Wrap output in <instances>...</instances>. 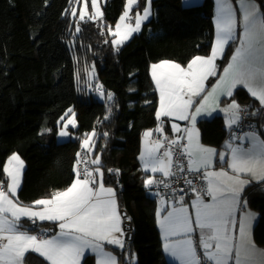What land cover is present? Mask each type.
Wrapping results in <instances>:
<instances>
[{
    "label": "trees",
    "instance_id": "obj_1",
    "mask_svg": "<svg viewBox=\"0 0 264 264\" xmlns=\"http://www.w3.org/2000/svg\"><path fill=\"white\" fill-rule=\"evenodd\" d=\"M256 1L264 8V0ZM146 2L140 0V6ZM72 4L73 0H0V181H8L4 165L18 152L27 164L18 195L22 204L67 189L76 178L83 139L95 132L89 155L99 156L106 182L118 189L121 208L133 223L127 248H114L119 262L174 264L163 249L157 198L145 186L150 175L139 166L142 134L158 125L159 94L150 67L162 60L187 66L195 56L211 53L214 0L190 6L183 0H153L154 17L118 49L108 28L123 13L126 0H107L104 24L87 20L79 32ZM234 47L235 42L228 45L217 76ZM93 64L97 72L93 87L100 83L103 100L90 88ZM233 99L249 106L256 127L264 125V113L261 108L252 113L257 102L244 89H237ZM72 106L78 120L75 138L58 142L55 135L43 132V128L57 132L60 117ZM199 127L204 143L222 147L228 134L222 116L200 121ZM166 128L169 131L168 123ZM243 198L259 215L253 238L264 248V182L249 184ZM43 225L56 229L52 223ZM25 262L48 264L34 252L25 256ZM84 264H94L93 258L88 256Z\"/></svg>",
    "mask_w": 264,
    "mask_h": 264
},
{
    "label": "snow or ice",
    "instance_id": "obj_2",
    "mask_svg": "<svg viewBox=\"0 0 264 264\" xmlns=\"http://www.w3.org/2000/svg\"><path fill=\"white\" fill-rule=\"evenodd\" d=\"M136 3L137 0H127V8L120 17L121 23L116 25L114 32L109 28V32L117 37L113 40L114 45H121L132 33L138 32L142 20L148 18L149 8L145 7L143 15L136 14L134 27L124 23ZM148 4H151V0H148ZM217 5V38L210 56H196L186 67L167 60L152 65V79L160 98L157 119L169 117L190 121L191 127L181 129L179 124H172L174 132L183 131L185 136L168 141L166 150L160 155V149L165 148L163 140L158 139L146 145L140 157L145 171L159 172L163 177L175 176L173 145L180 149L175 153L176 170L185 171L180 159L184 156L187 157L189 172L199 173L202 169L211 168L213 157L217 153L215 149L200 143V133L196 128L197 117L202 114L210 115L219 107L220 97H232L233 90L238 85L245 87L264 106V13L260 12L253 0H240L243 27L240 47L236 49L217 83L202 95L206 89L205 82L216 75L215 61L218 55H222L225 45L236 38L234 33L237 18L231 0H217ZM91 6L94 12L88 15L85 0L84 9L80 13L81 20L86 15L89 20L103 16L99 0H91ZM72 14L76 15V12L73 11ZM79 31L78 27L77 32ZM196 97L201 99L196 101ZM108 99H112L111 93L108 94ZM220 110L229 113V128L240 121L241 108L234 100ZM74 116L72 113L73 118L64 124L65 129L68 125L76 126ZM156 131L163 133L164 129L158 127ZM60 135L67 136L68 132L61 131ZM144 135L146 138L151 137L152 132H145ZM93 136L95 132L85 138V148L90 149ZM185 138L187 144H180ZM245 138L251 145L248 148L233 146L232 143L227 145L230 149L227 164L231 174L223 169L204 171L202 179L206 181V188L200 191L192 180H186L192 191L197 193L191 204L194 219L183 202V196L177 201L180 206H173L162 217L160 212L157 213L163 234L164 252L179 264H264V249L257 248L252 239L255 214L244 211L238 222V229L234 218L237 207L247 205V201L242 202L240 197L251 181L244 177H251L257 182L264 181V140L254 132L238 139ZM219 160L224 162L225 154H219ZM80 163L85 164L83 178L77 170L76 179L66 190L56 191L50 198L38 199L31 206H25L17 196L24 162L16 154L8 159L3 168L8 181H0V264H24L29 252L37 253L48 264H82V260L88 259V251L95 255V264H118L113 252L105 250V245L124 249V230L121 227L115 190L105 187L103 172L99 167L90 170L86 158L78 159L77 165ZM90 163L99 165V156ZM161 183L164 181L152 177L145 180L146 187ZM164 186L170 187L169 184ZM201 192L210 196L212 202L206 203ZM161 203L165 201L162 199ZM37 206H40L38 210ZM24 218L33 224L37 220L58 222L60 231L50 238L33 235L23 229L21 220ZM197 229L199 237L195 239L193 233ZM237 232L238 235L234 234Z\"/></svg>",
    "mask_w": 264,
    "mask_h": 264
},
{
    "label": "crops",
    "instance_id": "obj_3",
    "mask_svg": "<svg viewBox=\"0 0 264 264\" xmlns=\"http://www.w3.org/2000/svg\"><path fill=\"white\" fill-rule=\"evenodd\" d=\"M204 1V0H203ZM253 2L259 7V9H260V12L261 13H264V8L262 7V5L261 4H259L256 0H253ZM231 3H232V5H233V9H234V12H235V14H236V18H237V26H236V29H235V33H234V35H235V39H233V40H230L229 42H228V44H226L225 45V47H224V51H223V54L222 55H218V57H217V59H216V61H215V63H216V75L215 76H211V77H209L208 78V80L205 82V84H206V89H205V93H203L202 95H204V94H206L208 91H210L211 90V88L217 83V81H218V79H219V77L221 76V75H223V72H224V69L228 66V64L231 62V57L235 54V51H236V49L238 48V47H240V37L242 36V33H243V27H242V23H241V21H242V9H241V5H240V0H237V1H234V0H231ZM217 7H218V5H217V0H214V23H215V39H214V44H213V47H214V45H215V43H216V38H217V28H216V19H217ZM232 42H235V47H234V50H233V53H232V55L230 56V58L228 59V61L226 62V64H225V66H224V68H223V70L220 72V74L217 76V74H218V71H219V62H220V59L222 58V56L224 55V53H225V51H226V49H227V47H228V45L230 44V43H232ZM213 47H212V49H213ZM211 52H212V50H211ZM211 55V53L209 54V55H197V56H202V57H208V56H210ZM196 57V56H195ZM163 61V60H162ZM162 61H159V62H155V63H152L151 64V67H150V72H151V76H152V65L153 64H158V63H160V62H162ZM170 62H173V61H170ZM176 63V62H175ZM182 67H186V66H183V65H181ZM217 76V77H216ZM213 77H216L215 79H214V81L212 82V84L208 87V85H209V82H210V80H212V78ZM154 81V80H153ZM155 83V82H154ZM156 86V85H155ZM239 88H242V89H244L249 95H250V93L248 92V90L245 88V87H243V86H241V85H238L234 90H233V95H232V97H226V96H221L220 97V99H219V107L218 108H216V110L215 111H212L211 112V114L210 115H208V114H202L201 116H198L197 117V123H196V128L199 130V133H200V143L203 145V146H205V147H209V148H213V149H215L216 150V153H217V155L215 156V157H213V165H212V167L211 168H208V169H202L201 171H220V170H225V171H228L230 174H231V169H229L228 168V164H227V161L228 160H230V149L227 147V145L229 144V143H232V145L233 146H236V145H242L243 147H245V148H248V147H250L251 145H250V142L245 138V139H243V140H241V139H234L233 141H228V140H226L224 143H223V145H222V147L221 148H217L216 146H214V145H209V144H206V143H204L203 141H202V139H201V131H200V127H199V123H200V121H203V120H210V119H213L214 117H216V116H222L223 117V119H224V121H225V127L227 128V130H228V132L234 127V125H232V127L231 128H229L228 127V119H229V113H225V112H223V111H221L220 109H222V108H225V107H227V105L228 104H230L233 100L237 103V104H239L240 105V108H241V111H240V117L242 118V109H243V107H245V108H247L248 109V107L246 106V105H242L240 102H238L237 100H235V99H233V96H234V94L236 93V91H237V89H239ZM157 91H158V94H159V90L157 89ZM251 96V95H250ZM252 97V96H251ZM253 98V100H255L256 102H257V108L256 109H254L253 111H252V113L253 112H255L256 110H258L259 108H261V110H262V112L264 113V106H261V104H260V102H259V100H257L256 98H254V97H252ZM160 99V98H159ZM201 99V97H196L195 98V100L196 101H199ZM194 107H195V105H194ZM159 109V108H158ZM193 110H194V108H193ZM257 112V111H256ZM240 118V119H241ZM169 124V131L167 130V128H166V124ZM179 124L180 125V127H181V129H184L185 127H191V124H190V121H181V120H176V119H174V118H169V117H162V118H160L159 120H158V125L156 126V127H154V128H152V129H148V130H146V131H144L143 132V134H142V138H141V152H140V154H139V166H140V169L142 170V172H144V173H146V174H149L150 176L149 177H152V178H154L155 176H157V175H161L162 173H159V172H157V173H152L150 170L149 171H145L144 170V162L140 159V157H141V154L144 152V150H145V147H146V145H150V143L151 142H154V141H156L157 139H156V135L157 134H162L163 135V142H165V141H167V140H169V139H172L173 137H175V136H185V133L183 132V131H181V132H174L173 131V129H172V124ZM158 127H162L163 129H164V131H163V133H161V132H158V131H156L157 130V128ZM149 131H151L152 132V136L151 137H148V138H146L145 137V135H144V133L145 132H149ZM255 133L261 140H264V125H261L260 127H255L253 130H250V131H248V132H246V133H244L243 135H241L240 137H246V134H248V133ZM228 135V134H227ZM167 138V139H164V138ZM239 137V138H240ZM227 139V138H226ZM165 144V143H164ZM161 149H163V150H161ZM160 149V151H159V153H158V155H160V154H162L165 150H166V147L165 148H161ZM88 153H90V151L88 152ZM221 153H223V154H225V161L224 162H221L220 160H219V154H221ZM91 158V157H90ZM91 160H93V159H91ZM95 169V167H93V169L92 170H94ZM152 175V176H151ZM97 177H98V174H97ZM148 177V178H149ZM244 178H246V179H249L251 182L249 183V184H251V183H261V182H264V181H260V182H257L256 180H254V179H252L251 177H248V176H246V177H244ZM76 179V178H75ZM248 184V185H249ZM247 185V186H248ZM246 186V187H247ZM245 187V188H246ZM148 188V194L150 195V196H152V197H155V198H157V202H158V211H157V213L161 210V209H164V211H160L161 212V214L164 216V215H166L167 214V211H170L172 208V205H173V203H171L164 195H162L161 193H159V192H156L154 189H152V187L151 186H148L147 187ZM20 189H21V184H20V188L18 189V192H17V196L19 195V191H20ZM245 190V189H244ZM152 193L154 194V195H152ZM243 193H244V191H243ZM243 193H241V201H242V199H243ZM19 197V196H18ZM203 197V199H204V201L206 202V203H211L212 201H211V197L210 196H202ZM164 200L165 201V203H161V200ZM196 199V195H193L192 197H191V199L189 200V202H187V203H184L188 208H189V210L192 212V214H193V216H194V209H192V207H191V204H192V202L194 201ZM244 200V199H243ZM243 202V201H242ZM24 205V204H23ZM32 205V204H31ZM31 205H25V206H31ZM175 206H180V205H175ZM40 206H37V210H38V208H39ZM243 213H244V210H243V207L241 206L240 208L239 207H237V209H236V211H235V214H234V218H236L237 216L239 217V219L243 216ZM257 212H255L254 214H255V219H254V221H253V229H254V226H255V223H256V221L258 220V217H259V215H257L256 214ZM257 215V216H256ZM158 219H159V217H158ZM45 222H51V221H36V223L35 224H38L40 227H43V223H45ZM239 222V221H238ZM52 223H54V222H52ZM21 224L23 225V229H26V230H28L31 234H33V235H35V233H34V231L32 230L33 228H34V226H35V224H33L32 223V221H30V220H28V219H26V218H24V219H22L21 220ZM158 226H159V224H158ZM159 229H160V232H161V236H162V230H161V228H160V226H159ZM237 229H238V225H237ZM253 229H252V239H253V241H254V238H253ZM55 230V229H54ZM193 237L196 239V237H199V229H197L196 230V232H194L193 233ZM236 235H238V232L236 233ZM162 238H163V236H162ZM254 243H255V245L257 246V248H259V249H263L262 247H260V246H258L257 244H256V242L254 241ZM163 244H164V240H163ZM28 254V253H27ZM26 254V255H27ZM24 264H27L26 262H25V260H24Z\"/></svg>",
    "mask_w": 264,
    "mask_h": 264
},
{
    "label": "rangeland",
    "instance_id": "obj_4",
    "mask_svg": "<svg viewBox=\"0 0 264 264\" xmlns=\"http://www.w3.org/2000/svg\"><path fill=\"white\" fill-rule=\"evenodd\" d=\"M152 1H153V0H151V4H150V5L148 4V0H147L145 6H140V0H137V3L134 4V5L132 6V10L129 12V18L124 22V23H126V24H129V25H131V26L134 27V25H135V19H136V14L139 13L140 15H143V12H144L145 7H148V8H149V12H150V14H149V16H148V18H147L146 20H142V22H141V28H140V30H139L138 32H134V33H132L131 36H130L126 41H124L121 45H119V46L113 44V46H114L116 49L120 48V47L123 46L125 43H127V42H128V41H129V40H130V39L136 34V33H139V32L142 30L143 25H144L146 22H148L149 20H151V19L154 17L155 13H154V8H153V5H152ZM106 2H107V0H99V7H100L101 12L103 13V16L100 17V18H97L96 20H93V21H95V22H97V23H102V24H104V22H103V21H104V5L106 4ZM202 2H203V0H183V3H184L185 6L197 5V4H200V3H202ZM84 4H85V0H73V4H72V7H71V14L73 13V11L76 12V15H73V14H72L73 22H74V24H75V29H76V31H77V28H78V27H79V29H80V27H81V23H82V22H85V21L89 20V19L87 18V15L85 16V19H84V20H81V19H80V13H81V11L84 9ZM87 4H88L87 13H88V15H91V14H93V12H94V9H93L92 6H91V0H87ZM126 8H127V0H126V4H125V8H124L123 13L125 12ZM123 13L120 15V17L123 15ZM120 17L118 18V20H117L112 26L109 27V28L112 29L113 32L115 31L116 25H117L118 23H121V21H120ZM109 28H108V32H109ZM109 34L112 36V43H113V40H114V39H117V37L113 36L110 32H109ZM163 61H165V60H163ZM167 61H171V60H167ZM173 62H175V61H173ZM156 63H157V62H156ZM176 63H178V62H176ZM179 64H180V63H179ZM180 65H181V64H180ZM96 74H97V72H96V67H95V64H93L92 67L90 68V76H91V85H90V88H91L92 90L94 89L93 84H94L95 79H96ZM93 91L95 92L96 97L100 98V100H103V99H104V94H103V92L99 91L97 86L95 87V89H94ZM69 109H71L72 111L69 112V111H68ZM68 110L64 113V115H62V116L60 117V119H59V121H58V131H57V132H54V131L52 130V128H43V132H45L46 134H48L50 137L53 136V135H55V136H56V139H57L58 142H66V141L71 140L72 138H75V135H74V133H73V130L76 129L77 126H78L77 115H76V111H75V109H74L73 106L70 107V108H68ZM72 113L75 114L74 119H75V121H76V126L73 127L72 125H68V127L65 129V128H64V124L67 122L68 119L73 118V117H72ZM62 118H63V119H62ZM61 131H67V132H68V135H67V136H61V135H60V132H61ZM92 133H93V132L87 134V136L91 135ZM95 135H96V133H95ZM87 136H86V137H87ZM86 137H85V138H86ZM85 138L83 139V141L85 140ZM94 147H95V136H93L92 139H91V141H90V149H89V148H85L84 145H83L84 150H86L87 152L90 151V153L93 152ZM13 154L18 155V156L20 157V159L24 162V167H23V169H22V174H21V186H22V184H23V178H24V171H25V168H26V165H27V164H26V160H25L24 157H23L20 153H18V152H15V153H13ZM13 154H11V155L8 157V159H9ZM8 159L6 160V163H7ZM94 159H95V158H94ZM6 163H5V165H6ZM5 165H4V166H5ZM93 167H95V168L99 167V168L101 169V171L103 172V183H104L105 187H106V188H107V187H111V188H113V189L115 190V193H116V197H115V198H116L117 205H118V211H119V213H120V215H121V220H122L121 227H122L123 230H124V222H125V217H124V215H123L124 208H121V205H120V201H119V198H118V195H117V194H118V189L115 187V185H112V184H109V183L106 182V179H105L106 176H105L104 170H103V168H102L100 165H93V166H92V169H93ZM77 170H78V169H77V163H76V169H75V172H76V173H77ZM151 176H152V175H151ZM81 178H83V177H81ZM65 190H66V189H65ZM61 191H63V190H61ZM152 195H154V194L152 193ZM50 197H51V196H50ZM50 197H45V198H41V199H46V198H50ZM243 199H244V198H243ZM243 199H242V201H245V200H243ZM173 206H175V205L173 204L172 207H173ZM172 207H171V208H172ZM242 207H243V206H242ZM239 208H240V207H239ZM243 210H244V211H250V212H252V213H255V212H256L255 210L250 209V208L248 207V204L246 205V207H243ZM159 212H160V211H159ZM189 213H190V215H192V217H193V219H194V216H193V214H192V212H191L190 210H189ZM256 214L258 215V213H256ZM257 215H256V216H257ZM160 216H161V217L163 216V215L161 214V212H160ZM235 220L237 221V225H238V221L240 220L239 217L237 216V217L235 218ZM48 223H52V222H48ZM52 226L56 228L54 232H51V231H50V226H49V225H48V226H47V225H43V227H41V231L47 233V234L44 236L45 238H50L51 236H53V235L59 233L60 229H59V227H58V222H54V223H52ZM252 226H253V225H252ZM252 229H253V227H252ZM33 231H34L35 235H37V229L34 230V228H33ZM234 234H236V233H234ZM125 235H126V232H125V230H124V235H123V237H122V239L124 240V249H120L119 247H117V246H115V245H105V250H106V251H111V252H113V254L117 257V260H118V254L115 252V249H114V248H118V249H120V250H125V249L127 248V241H126V239H125ZM162 236H163V234H162ZM193 236H194V235H193ZM162 239H163V238H162ZM263 249H264V248H263ZM86 255H87V256H91V257L93 258V260H94V264H95V255L92 254L90 251H88V252L86 253ZM166 255H167V258H168V260H169L170 262H172V263H174V264H179L178 261H175V260H174L172 257H170L167 253H166ZM135 258H136V257H135ZM136 261H137L136 259H133L134 264H136ZM82 264H84V261H83V260H82ZM118 264H121V263L119 262V260H118Z\"/></svg>",
    "mask_w": 264,
    "mask_h": 264
},
{
    "label": "built area",
    "instance_id": "obj_5",
    "mask_svg": "<svg viewBox=\"0 0 264 264\" xmlns=\"http://www.w3.org/2000/svg\"><path fill=\"white\" fill-rule=\"evenodd\" d=\"M96 86L99 88V91L103 90V87L100 85V83H97ZM255 127H256V125H255L254 121L250 118V113H249L248 109L243 107L242 118L240 119L238 124H235L234 127L228 132L226 140L233 141L234 137L239 138L241 135H243L244 133H246L250 130H253ZM177 137H184V136H181V135L175 136L172 139H176ZM156 139L162 140L163 135L157 134ZM172 139H169V140L164 142L166 148L168 146V141H170ZM180 144L186 145L187 144L186 138L181 140ZM161 150H163V149H161ZM172 150L174 152L173 161H174V171H176V175L170 176V177H163L162 174L157 175L154 178L157 180H163L164 183L153 184V185H151V187L156 192H159L162 195H164L174 205H179L177 203V201L179 200V198L181 196H183V202L187 203V202H189V200L191 199V197L193 195H197L196 192L192 191L191 186H189L186 183V180H192L193 185L196 187V189L198 191H200L202 188H206V181L202 179L203 171H201L199 173L187 171V157L186 156L180 158L182 164L185 167V171L180 172V171L176 170L175 161H176L177 157H176L175 153L180 151V149L177 146L173 145ZM85 158L89 161V163L87 164V167L90 170H92L93 164L90 163L91 158H90L89 153L86 150H81L79 152L78 159L84 160ZM84 168H85L84 163H80L79 165H77V169L81 172V177H83ZM94 175L97 176V174H95V173H94ZM165 184H169L170 187H165L164 186ZM201 195L206 196L203 194V192H201ZM34 228L37 229V235L38 236L44 237L47 234L46 232L41 231V227L38 224H35ZM196 239H198V237H196Z\"/></svg>",
    "mask_w": 264,
    "mask_h": 264
},
{
    "label": "water",
    "instance_id": "obj_6",
    "mask_svg": "<svg viewBox=\"0 0 264 264\" xmlns=\"http://www.w3.org/2000/svg\"><path fill=\"white\" fill-rule=\"evenodd\" d=\"M111 94H112V97H113L114 94L112 92H111ZM123 215L126 218V220L124 222V230L126 232L125 239H126V241L129 242V241L132 240V237H133V223L128 218L129 217V213L126 211L125 208H124V211H123ZM50 231L54 232L55 230L53 228H50Z\"/></svg>",
    "mask_w": 264,
    "mask_h": 264
}]
</instances>
